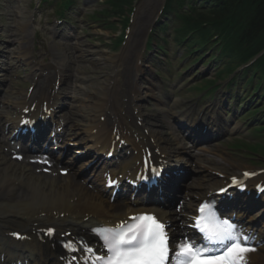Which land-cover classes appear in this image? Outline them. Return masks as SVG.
<instances>
[{
    "label": "rangeland",
    "instance_id": "374dc122",
    "mask_svg": "<svg viewBox=\"0 0 264 264\" xmlns=\"http://www.w3.org/2000/svg\"><path fill=\"white\" fill-rule=\"evenodd\" d=\"M104 0H80L78 8L74 7L68 11L63 20L66 21V25L53 24L52 19L58 17L53 12V9L49 5H43L42 8H38V0H0V88L1 91H6V94H17L24 93L25 89L31 86V81L38 74L37 69L41 70V73L52 72V68L59 64L58 56V45L66 48V57L69 60V72L67 74L68 78L64 82L61 93L65 94L64 109L63 114L70 119L71 130L75 129L79 135L76 139H81L82 124L85 123L84 118L80 109H78L77 115L73 114L78 106V101L83 100L86 102L89 99V93L85 89H90L89 85L95 83L97 86L105 83V76L107 73L111 72V65L108 64L106 60L109 54L120 55L121 51L127 49L128 44H120L117 46L119 37L123 35V19L127 18L129 13L125 12L120 17H112L107 19V17H100L96 20L92 19V14L96 11H100L105 8V4L102 3ZM87 2L88 9H85L83 3ZM160 0H138L135 3V12L133 14V26L137 33H144V37H136V42L132 43V49L139 48L140 42H143L149 34L150 23L153 20L154 15H158V10L160 7ZM24 10V13L22 12ZM32 14L36 17L34 22H29V18ZM21 21L26 22V27L24 32L19 28ZM28 22V23H27ZM131 27L129 28L131 31ZM75 29V30H74ZM171 30V29H170ZM59 32L60 34H53V32ZM72 33L74 36L67 39V34ZM169 34L165 33L164 36ZM135 36V34H134ZM65 37V38H64ZM134 38V37H133ZM142 42V43H143ZM138 50V49H137ZM12 51V52H11ZM87 56L86 58H80L81 53ZM129 51V49H127ZM146 60L153 66H156L157 58H163V53L159 51H154L153 56L150 55L147 59V55H143ZM179 53V55H178ZM183 51L180 48H175L171 43L167 46V54L164 57V62H167L170 71H165L164 68L159 67V70L163 72V77L165 78V86L170 84V87L184 84L185 81L189 80V76H186L189 58H185L180 64L178 58L182 56ZM28 55V57H27ZM24 56V57H21ZM156 56V57H155ZM52 67V68H51ZM46 68V69H45ZM100 68L104 71L99 70ZM183 68H185L184 71ZM8 71L11 73L10 76L5 74ZM143 82L141 87L143 89L142 96H150L152 99H146L145 104H140L141 107L146 111L145 114L148 115L147 121L152 124V127L160 132L165 139L168 140V144L171 148L176 146V142L171 138L170 131L163 125V121L166 120L165 117L160 115L159 108L155 104V97L159 96L157 89L160 88L156 80L152 78V71L150 74L149 68L146 70L142 68ZM182 76V79H180ZM77 78H82L87 83L84 85L85 89L75 91L77 89L76 80ZM215 79V77H214ZM213 79V80H214ZM203 82L200 80L190 81L188 86H199ZM196 84V85H195ZM187 87L182 88V92L175 91L174 96L176 98L192 101L198 99V95L193 91H188ZM207 85L201 87V90H205ZM148 88L149 90H145ZM171 90V89H170ZM191 90V89H190ZM149 91V92H146ZM77 93V94H76ZM145 93V94H144ZM3 95V93H2ZM207 100L199 102L198 108L203 106ZM88 103V102H86ZM245 129L252 122H244ZM75 131V132H76ZM237 136V135H236ZM235 135L231 136L230 139H234ZM178 141H182L180 135H178ZM237 140L241 142H246L247 145L257 144L260 140H253L251 137L247 136L244 139L237 136ZM227 140L224 141V143ZM184 148L187 149V144L184 141ZM229 143V142H228ZM228 143L226 145H228ZM217 150L224 153L227 160L229 170L227 173H236L233 167L239 169L250 168V167H260L264 165L261 155L254 154L249 156L241 155L238 151L232 153L227 151L223 144L218 145ZM237 154V155H236ZM212 161H219L218 158L212 157ZM196 163L200 164L199 161ZM83 165H80L79 169ZM89 176V175H88ZM93 177V174L91 175Z\"/></svg>",
    "mask_w": 264,
    "mask_h": 264
},
{
    "label": "bare ground",
    "instance_id": "6f19581e",
    "mask_svg": "<svg viewBox=\"0 0 264 264\" xmlns=\"http://www.w3.org/2000/svg\"><path fill=\"white\" fill-rule=\"evenodd\" d=\"M141 35L143 34L141 33ZM62 50L60 51L62 52ZM135 53L136 52L133 49L131 51L132 57H134ZM82 57H84L83 54H81V58ZM62 60V70H60V73L55 74L54 77H45L41 80V82H38L36 88L30 96L31 98L27 97L26 94H21L18 98H12L11 96L6 98L7 107H12V109L10 112L2 111L0 113V124L3 120L5 121L3 127H5L8 123H10L12 127L17 125L14 124L10 118L11 112L21 110L27 104L26 102L28 98H30V103L34 101L35 96H39L38 98L40 100H46V102L49 101L50 103H53L56 100L54 95L50 94L51 90L48 89L51 87L53 78H55V80L62 81L65 77L64 69L68 67V62L65 57H63ZM110 61L113 65H115V69L123 68L122 73L118 72L115 75L116 83H118V85L113 89L114 96L115 94H118L120 97L116 102L117 105L115 109L113 110L116 120H112V122L109 123L110 125L104 123L101 124L99 120L100 116L105 111L104 107L108 103L109 91L106 86L102 85L99 86L96 91L95 89L93 90L94 92L92 94L95 93V96L94 100L88 105L90 106L88 107L89 111H86V106H83L84 102H82V105L80 104L78 106L79 109H82V113L87 119L85 129L82 131L87 134V140L90 144L94 147L105 146L106 149H109L115 135H117V132L112 130L114 125H116L117 128L120 126V128L125 130H134L138 133L141 138V144L143 145L150 147L160 145L161 147H164L169 153V158L172 160L179 157L178 155L188 156L189 154L183 150L180 143L176 145L177 152L172 153L167 148L168 140L164 139L160 133L150 130L147 137L144 132L136 126V117L133 113L134 110H132V115L129 111L130 103L128 104V107L124 109L125 104L121 102L122 98L128 97V91L131 92V90H135L138 92L137 83L131 77V72L134 66L125 68V64H121L123 60L115 56L110 57ZM110 77L111 76H107L105 81H109ZM83 83L84 81L82 79L79 80L80 85ZM123 87L126 88V91H123ZM44 89H47V91L45 92ZM169 104H171V106H167ZM180 105V101L173 99L169 101L165 100L164 104H162V106L168 108L169 111H172L174 108L177 110ZM183 109L184 107H182L180 111ZM124 111H127L128 115L127 113H124ZM183 114L185 115V118H188V110L184 113L171 112V115H179L178 119H183L181 117ZM32 118L34 120L37 119V117ZM128 119H131V121L128 122ZM94 131H96L95 134ZM1 137L2 134L0 133V249L6 245L5 242H8L1 236L3 230L6 232L5 229L10 226L17 225L21 230H24L25 228H32L33 222H41L61 227L67 226L77 228L78 232L83 233L95 223L120 222L127 220L130 215L139 212V209L132 207V205L126 201H119L116 204L114 202L110 203L108 197L100 192L99 189L93 187V189L90 190L84 181L82 183L80 181L78 182L76 178L80 176V174L73 171L72 166L67 168L73 171L74 175L61 181L59 177L54 179L53 177L37 174L36 169L43 168V166L38 167L37 165L23 163V161L20 163L13 161L11 156L4 153L1 146L4 141ZM34 143L33 148L40 150V148L36 147V138L34 139ZM141 144H137L134 140V154L132 153L127 160V165L124 170L134 166L135 162L140 160L141 151L143 150ZM24 158L31 159L27 155H25ZM186 167L188 171H192V167L190 165H186ZM124 170L119 169L117 172L112 170V172L116 175L117 173L121 174ZM135 173V169L133 171L130 170L131 175H134ZM203 175V178L202 176L199 177L197 183L194 186H191L193 190H198L200 192L201 190H204L205 187L210 188L213 186V189H215L219 186L220 183L218 181L210 179L206 173ZM185 177L187 176L185 175ZM22 189L25 191H22ZM168 204L171 205V203ZM170 208L171 207L160 209L156 215L161 220H166L168 224L174 226L176 222H179L181 219L178 218V215L171 211ZM60 215H64L63 219H59ZM260 246L261 247L258 250L250 251L245 255L249 259L245 264H264V240ZM19 248H26L30 250L31 254L35 255V257L32 258L33 261L38 264L47 262L49 259L48 257L51 254V251L39 244L34 246L32 244L15 245L14 243H10L6 249L17 252Z\"/></svg>",
    "mask_w": 264,
    "mask_h": 264
},
{
    "label": "snow or ice",
    "instance_id": "6c2138e0",
    "mask_svg": "<svg viewBox=\"0 0 264 264\" xmlns=\"http://www.w3.org/2000/svg\"><path fill=\"white\" fill-rule=\"evenodd\" d=\"M210 209V203L201 204L198 211L202 215L197 219L196 226L204 234L207 243L223 245L228 242L225 251L223 254L214 253L211 248H198L194 243L184 241L173 249L177 264H244L245 255L255 250L249 246V238L236 231L228 220L212 227H202L206 211L215 219V214ZM129 221L111 228L93 229L103 240L108 253L106 258L96 259L102 264H166L170 249L165 225L151 214H139L130 217ZM51 231L49 229V233Z\"/></svg>",
    "mask_w": 264,
    "mask_h": 264
},
{
    "label": "trees",
    "instance_id": "16d2710c",
    "mask_svg": "<svg viewBox=\"0 0 264 264\" xmlns=\"http://www.w3.org/2000/svg\"><path fill=\"white\" fill-rule=\"evenodd\" d=\"M114 1L129 4L133 0ZM169 1L168 3H173V0ZM219 3V8L213 12L203 14L196 12L189 18L184 17L181 27L183 29H200V31L210 34V30L203 31V25L211 24L213 34L220 32L225 35L227 43L233 46L239 60L247 61L264 48V0H219ZM221 21H229L235 38L228 36L229 28H223L218 24Z\"/></svg>",
    "mask_w": 264,
    "mask_h": 264
}]
</instances>
